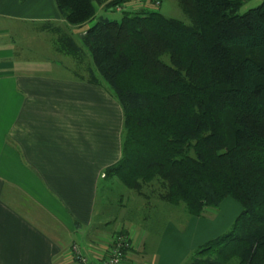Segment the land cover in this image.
I'll return each instance as SVG.
<instances>
[{
  "label": "trees",
  "instance_id": "16d2710c",
  "mask_svg": "<svg viewBox=\"0 0 264 264\" xmlns=\"http://www.w3.org/2000/svg\"><path fill=\"white\" fill-rule=\"evenodd\" d=\"M128 1L55 0L68 26L92 23L81 45L52 26L55 50L122 109L106 177L188 217L234 199L230 228L189 264H264V0L244 12L252 0H177L188 22L149 8L96 14Z\"/></svg>",
  "mask_w": 264,
  "mask_h": 264
},
{
  "label": "crops",
  "instance_id": "0c3cea01",
  "mask_svg": "<svg viewBox=\"0 0 264 264\" xmlns=\"http://www.w3.org/2000/svg\"><path fill=\"white\" fill-rule=\"evenodd\" d=\"M52 26L72 28L55 0H0V264H75L74 244L101 259L120 231L131 241L128 264H177L181 234L171 223L151 243L124 207L109 213L103 194L116 183L106 170L121 157L122 109L55 50Z\"/></svg>",
  "mask_w": 264,
  "mask_h": 264
},
{
  "label": "rangeland",
  "instance_id": "374dc122",
  "mask_svg": "<svg viewBox=\"0 0 264 264\" xmlns=\"http://www.w3.org/2000/svg\"><path fill=\"white\" fill-rule=\"evenodd\" d=\"M157 1H159V4L155 3ZM128 2L122 5L121 8H123V10H127L129 4H135L136 2V4L141 8L155 9L167 17L181 19L188 22V19L177 0H130L129 4ZM259 2L260 0H252L248 2L242 7L241 12L257 5ZM95 6H103L102 9L106 8L104 5ZM97 13V15H104L111 19H119L121 10H118L117 7L102 11L97 9ZM85 29L86 28L83 29L82 27L71 28V33L74 39L80 45L82 44L81 35ZM61 72H63V70ZM113 98L116 100L115 97ZM107 191L108 192H104L103 195L107 201V209L109 213L112 212L111 209H118L119 212H122L120 210L124 209L121 207H124L127 211L124 215L131 214V217L129 216V221L146 225L148 227L149 231H151V234L148 236V239H151V243L153 242V239L157 242L159 241V235L168 223H171V225L177 229L176 234H181L180 255L178 254L175 257L177 264L179 261H181L179 264H189L191 257L193 256V252L205 242L227 231L242 210L238 202L230 197H226L217 209L210 210L206 215L200 217L202 219H197V221H193L196 223H193L189 222L191 219L184 212L183 206H163L162 203L157 202L154 196H152L148 201L135 192L124 188L118 182L109 185ZM152 206L154 212H150ZM146 217H148L147 220ZM100 219L101 206H98L96 221H99ZM126 221H128V219H126ZM176 242H178V239ZM177 252L179 253V250H176V253Z\"/></svg>",
  "mask_w": 264,
  "mask_h": 264
},
{
  "label": "built area",
  "instance_id": "2783aa9c",
  "mask_svg": "<svg viewBox=\"0 0 264 264\" xmlns=\"http://www.w3.org/2000/svg\"><path fill=\"white\" fill-rule=\"evenodd\" d=\"M144 1V0H136ZM159 4V1L155 2ZM118 10H123L117 7ZM131 247L130 237L126 233L117 232L111 240V248L109 254L101 259L91 260L77 244L72 246V253L75 264H128L126 260L127 250Z\"/></svg>",
  "mask_w": 264,
  "mask_h": 264
}]
</instances>
